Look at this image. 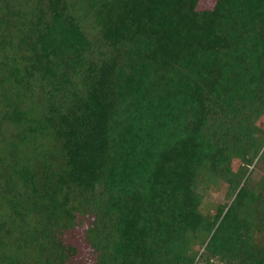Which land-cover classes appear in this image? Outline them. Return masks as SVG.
I'll list each match as a JSON object with an SVG mask.
<instances>
[{
  "label": "trees",
  "instance_id": "16d2710c",
  "mask_svg": "<svg viewBox=\"0 0 264 264\" xmlns=\"http://www.w3.org/2000/svg\"><path fill=\"white\" fill-rule=\"evenodd\" d=\"M198 4L0 0V264H264V0Z\"/></svg>",
  "mask_w": 264,
  "mask_h": 264
},
{
  "label": "rangeland",
  "instance_id": "374dc122",
  "mask_svg": "<svg viewBox=\"0 0 264 264\" xmlns=\"http://www.w3.org/2000/svg\"><path fill=\"white\" fill-rule=\"evenodd\" d=\"M217 0H199V4L198 7L201 9H205V8H212L214 7L215 3ZM236 164H239V162L237 161ZM250 169H253V176L255 178H259L262 175H264V166L262 163H256L253 166L250 167ZM225 186L220 187V189L216 190V191H212L211 192V198L213 200L216 201H221L224 198V194H225ZM212 264H222L220 262H213Z\"/></svg>",
  "mask_w": 264,
  "mask_h": 264
}]
</instances>
